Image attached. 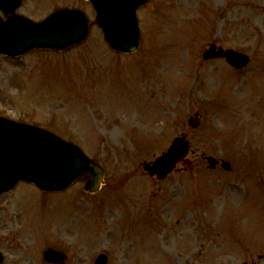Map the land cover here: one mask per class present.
<instances>
[{
  "label": "rangeland",
  "instance_id": "rangeland-1",
  "mask_svg": "<svg viewBox=\"0 0 264 264\" xmlns=\"http://www.w3.org/2000/svg\"><path fill=\"white\" fill-rule=\"evenodd\" d=\"M66 5L87 13L88 39L0 56V115L78 143L105 181L95 193L79 179L3 194L0 264H54L48 247L68 253L62 264L104 251L108 264H264V0H149L131 54L107 44L89 0H23L19 12L41 19ZM213 43L249 54L248 66L203 59ZM180 134L193 170L150 175L143 163ZM208 155L230 170L208 168Z\"/></svg>",
  "mask_w": 264,
  "mask_h": 264
},
{
  "label": "water",
  "instance_id": "water-1",
  "mask_svg": "<svg viewBox=\"0 0 264 264\" xmlns=\"http://www.w3.org/2000/svg\"><path fill=\"white\" fill-rule=\"evenodd\" d=\"M96 8L97 20L103 28L106 40L121 51H134L141 41L137 8L147 0H90ZM21 0H0L7 18L0 15V53L18 55L34 48L65 50L87 38V15L74 7L60 8L41 21H33L15 11ZM238 68L247 64L249 57L233 49H217L215 44L205 51L204 57H222ZM198 126L195 118L190 119ZM189 141L185 136L176 137L168 151L145 165L152 175L165 178L179 162L186 167L190 160ZM211 167L218 160L208 158ZM227 169L229 162H224ZM104 169L89 158L75 143L67 141L45 128L0 116V195L12 190L19 181L34 182L45 191H59L69 187L78 178H87L86 190L97 191L103 183ZM46 258L57 261L61 255L53 249ZM2 255L0 253V261ZM102 254L97 264H105Z\"/></svg>",
  "mask_w": 264,
  "mask_h": 264
},
{
  "label": "bare ground",
  "instance_id": "bare-ground-1",
  "mask_svg": "<svg viewBox=\"0 0 264 264\" xmlns=\"http://www.w3.org/2000/svg\"><path fill=\"white\" fill-rule=\"evenodd\" d=\"M111 213V212H110ZM229 259V258H228Z\"/></svg>",
  "mask_w": 264,
  "mask_h": 264
}]
</instances>
